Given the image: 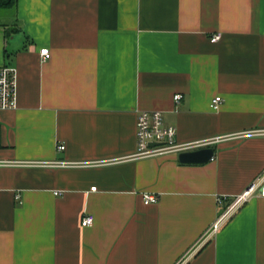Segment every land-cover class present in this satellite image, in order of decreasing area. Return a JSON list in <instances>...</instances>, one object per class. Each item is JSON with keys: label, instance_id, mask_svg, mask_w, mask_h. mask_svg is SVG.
<instances>
[{"label": "crops", "instance_id": "obj_1", "mask_svg": "<svg viewBox=\"0 0 264 264\" xmlns=\"http://www.w3.org/2000/svg\"><path fill=\"white\" fill-rule=\"evenodd\" d=\"M2 66L0 264H264V198L206 237L264 174V0H17ZM140 111L213 159H130Z\"/></svg>", "mask_w": 264, "mask_h": 264}, {"label": "built area", "instance_id": "obj_2", "mask_svg": "<svg viewBox=\"0 0 264 264\" xmlns=\"http://www.w3.org/2000/svg\"><path fill=\"white\" fill-rule=\"evenodd\" d=\"M219 35L211 37V42H216ZM41 60L48 56V50L44 49L39 52ZM174 102L181 99V95L174 96ZM222 99L214 98L212 107L216 108ZM16 108V76L15 71L10 66L0 67V111L12 110ZM176 128L172 125H166L160 111H140L136 117V151L130 157L133 160L153 158L169 154L178 155L181 152L190 151L202 145L178 144L176 142ZM264 132H250L245 135H255ZM151 144H155L151 146ZM58 151H63L64 146H58ZM54 165L62 167L72 166L66 162H57ZM92 191L95 188L91 189ZM264 198V174L255 182L247 186L245 190L234 196H218L216 203L222 208V211L216 221L213 223L206 237L209 238L228 220H230L245 204L252 198ZM145 205L155 204L158 197L152 194L143 195ZM93 223V217L86 215L81 219V227H90Z\"/></svg>", "mask_w": 264, "mask_h": 264}, {"label": "water", "instance_id": "obj_3", "mask_svg": "<svg viewBox=\"0 0 264 264\" xmlns=\"http://www.w3.org/2000/svg\"><path fill=\"white\" fill-rule=\"evenodd\" d=\"M155 144H151L154 146ZM214 157V150L210 147H201L195 150L181 152L177 156L180 164H205Z\"/></svg>", "mask_w": 264, "mask_h": 264}, {"label": "trees", "instance_id": "obj_4", "mask_svg": "<svg viewBox=\"0 0 264 264\" xmlns=\"http://www.w3.org/2000/svg\"><path fill=\"white\" fill-rule=\"evenodd\" d=\"M16 5L17 0H0V19L9 17L15 11ZM1 27L4 29L6 36H10L11 33H16L17 30L15 25H1Z\"/></svg>", "mask_w": 264, "mask_h": 264}, {"label": "rangeland", "instance_id": "obj_5", "mask_svg": "<svg viewBox=\"0 0 264 264\" xmlns=\"http://www.w3.org/2000/svg\"><path fill=\"white\" fill-rule=\"evenodd\" d=\"M3 18H4V17H3ZM3 18H2V19H3ZM5 18H7V17H5Z\"/></svg>", "mask_w": 264, "mask_h": 264}]
</instances>
